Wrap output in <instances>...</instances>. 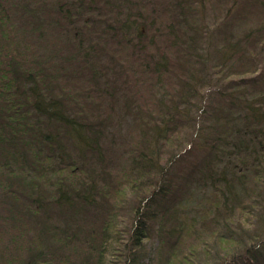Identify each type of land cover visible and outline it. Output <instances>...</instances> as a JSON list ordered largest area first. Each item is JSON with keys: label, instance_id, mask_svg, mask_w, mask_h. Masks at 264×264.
<instances>
[{"label": "trees", "instance_id": "trees-1", "mask_svg": "<svg viewBox=\"0 0 264 264\" xmlns=\"http://www.w3.org/2000/svg\"><path fill=\"white\" fill-rule=\"evenodd\" d=\"M154 238L264 264V0H0V264Z\"/></svg>", "mask_w": 264, "mask_h": 264}, {"label": "rangeland", "instance_id": "rangeland-1", "mask_svg": "<svg viewBox=\"0 0 264 264\" xmlns=\"http://www.w3.org/2000/svg\"><path fill=\"white\" fill-rule=\"evenodd\" d=\"M212 13L213 12L210 11L209 14L206 15L207 18H208L209 25H211V26H213V24H214L213 23L214 16H213ZM157 243H158V241H157L156 238L148 241L147 248H148V253L149 254H148V257L146 258V264H154L153 263L154 262L153 260H155L154 259V255L156 254V246H157Z\"/></svg>", "mask_w": 264, "mask_h": 264}]
</instances>
